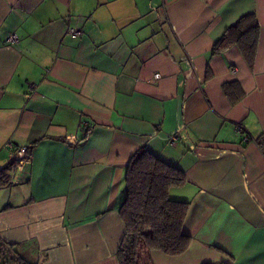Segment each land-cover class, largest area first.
I'll use <instances>...</instances> for the list:
<instances>
[{"label":"crops","instance_id":"1","mask_svg":"<svg viewBox=\"0 0 264 264\" xmlns=\"http://www.w3.org/2000/svg\"><path fill=\"white\" fill-rule=\"evenodd\" d=\"M249 13L253 65L236 45L211 53ZM21 145L0 243L31 262L119 264L144 146L184 173L171 194L189 201L187 249L152 264H264V0H0V169Z\"/></svg>","mask_w":264,"mask_h":264},{"label":"trees","instance_id":"2","mask_svg":"<svg viewBox=\"0 0 264 264\" xmlns=\"http://www.w3.org/2000/svg\"><path fill=\"white\" fill-rule=\"evenodd\" d=\"M260 25L249 13L229 25L214 42L211 53L236 45L251 67L255 60ZM8 166L0 169V183L7 179ZM185 183L184 173L162 161L146 147H140L130 158L124 175V198L118 213L124 233L116 250L119 264H152L149 252L160 250L167 255L183 253L191 237L183 231L189 201L172 196L171 190ZM2 185V184H0ZM2 244L11 254V264H37ZM232 264L231 260L219 263Z\"/></svg>","mask_w":264,"mask_h":264},{"label":"built area","instance_id":"3","mask_svg":"<svg viewBox=\"0 0 264 264\" xmlns=\"http://www.w3.org/2000/svg\"><path fill=\"white\" fill-rule=\"evenodd\" d=\"M68 32L72 35H77L79 33V30H76L75 28L73 27H70L68 29ZM8 40L9 41H17V36L15 34H11L9 37H8ZM160 75L157 73L155 74V77H159ZM241 130V128H239ZM247 139V137H245V140ZM171 141L172 143L175 141V137H172L171 138ZM11 145V143H9ZM32 157V153H31V149L30 147L28 146H25V145H21V146H18L17 148H15V152L13 153L12 155V161H15V167H18L20 168L21 167V164L25 161H30ZM12 175H11V172H8L7 173V178H10Z\"/></svg>","mask_w":264,"mask_h":264},{"label":"rangeland","instance_id":"4","mask_svg":"<svg viewBox=\"0 0 264 264\" xmlns=\"http://www.w3.org/2000/svg\"><path fill=\"white\" fill-rule=\"evenodd\" d=\"M10 163L12 164H9L10 166L9 169L7 170V173L10 172L9 170L11 169V165L14 167L15 161H12ZM12 177L7 178L6 180H4L5 182L0 183L2 184L1 186L11 184L12 183L11 179H13ZM11 259H12L11 254H9L8 250L2 244H0V264H11L12 263Z\"/></svg>","mask_w":264,"mask_h":264}]
</instances>
